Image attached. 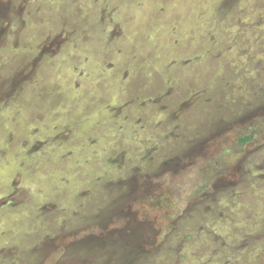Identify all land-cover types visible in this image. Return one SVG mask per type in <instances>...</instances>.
Returning a JSON list of instances; mask_svg holds the SVG:
<instances>
[{"label":"rangeland","instance_id":"374dc122","mask_svg":"<svg viewBox=\"0 0 264 264\" xmlns=\"http://www.w3.org/2000/svg\"><path fill=\"white\" fill-rule=\"evenodd\" d=\"M0 264H264V0H0Z\"/></svg>","mask_w":264,"mask_h":264},{"label":"flooded vegetation","instance_id":"af4514ba","mask_svg":"<svg viewBox=\"0 0 264 264\" xmlns=\"http://www.w3.org/2000/svg\"><path fill=\"white\" fill-rule=\"evenodd\" d=\"M249 141H250V139L248 141H246V142H249ZM125 159L128 160L129 158L127 157V155H124V153H123V155H117L115 157H111L110 158L111 161H117L119 165H122L124 163ZM129 177L130 176H127V177H125V179H128Z\"/></svg>","mask_w":264,"mask_h":264},{"label":"trees","instance_id":"16d2710c","mask_svg":"<svg viewBox=\"0 0 264 264\" xmlns=\"http://www.w3.org/2000/svg\"><path fill=\"white\" fill-rule=\"evenodd\" d=\"M250 139V137H248V136H244V137H242L240 140L242 141V142H246V141H248Z\"/></svg>","mask_w":264,"mask_h":264}]
</instances>
